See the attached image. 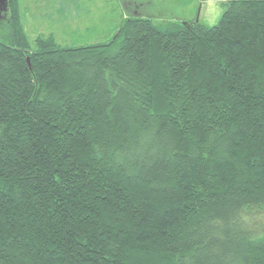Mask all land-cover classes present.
Returning <instances> with one entry per match:
<instances>
[{
	"label": "trees",
	"instance_id": "trees-1",
	"mask_svg": "<svg viewBox=\"0 0 264 264\" xmlns=\"http://www.w3.org/2000/svg\"><path fill=\"white\" fill-rule=\"evenodd\" d=\"M0 16V264H264V0L76 47Z\"/></svg>",
	"mask_w": 264,
	"mask_h": 264
},
{
	"label": "rangeland",
	"instance_id": "rangeland-1",
	"mask_svg": "<svg viewBox=\"0 0 264 264\" xmlns=\"http://www.w3.org/2000/svg\"><path fill=\"white\" fill-rule=\"evenodd\" d=\"M135 2L134 11H126L122 0H16L21 25L31 49L40 39L52 38L60 47L106 43L127 16H141L162 30H170L185 21L211 27L226 9L229 0H124ZM0 16V36L6 35ZM251 226L264 236V206L252 214Z\"/></svg>",
	"mask_w": 264,
	"mask_h": 264
},
{
	"label": "flooded vegetation",
	"instance_id": "flooded-vegetation-1",
	"mask_svg": "<svg viewBox=\"0 0 264 264\" xmlns=\"http://www.w3.org/2000/svg\"><path fill=\"white\" fill-rule=\"evenodd\" d=\"M122 4H123L122 5L123 9L126 10L127 12L130 10L133 12L135 9V6H137L136 3L132 1L128 2V1L122 0Z\"/></svg>",
	"mask_w": 264,
	"mask_h": 264
},
{
	"label": "water",
	"instance_id": "water-1",
	"mask_svg": "<svg viewBox=\"0 0 264 264\" xmlns=\"http://www.w3.org/2000/svg\"><path fill=\"white\" fill-rule=\"evenodd\" d=\"M7 10V0H0V13Z\"/></svg>",
	"mask_w": 264,
	"mask_h": 264
}]
</instances>
